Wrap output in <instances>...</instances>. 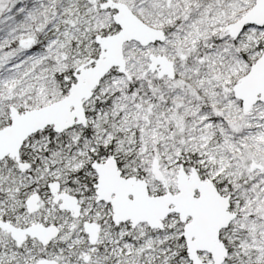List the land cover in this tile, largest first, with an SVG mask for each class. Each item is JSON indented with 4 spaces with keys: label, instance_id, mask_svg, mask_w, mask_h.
<instances>
[{
    "label": "snow or ice",
    "instance_id": "obj_1",
    "mask_svg": "<svg viewBox=\"0 0 264 264\" xmlns=\"http://www.w3.org/2000/svg\"><path fill=\"white\" fill-rule=\"evenodd\" d=\"M0 264H264V0H0Z\"/></svg>",
    "mask_w": 264,
    "mask_h": 264
}]
</instances>
